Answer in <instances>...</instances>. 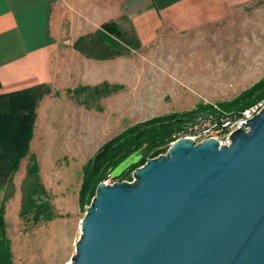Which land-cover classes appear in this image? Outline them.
Instances as JSON below:
<instances>
[{
  "label": "rangeland",
  "instance_id": "374dc122",
  "mask_svg": "<svg viewBox=\"0 0 264 264\" xmlns=\"http://www.w3.org/2000/svg\"><path fill=\"white\" fill-rule=\"evenodd\" d=\"M120 27L131 30L127 20ZM123 61L126 85L110 83L117 87L110 95L77 91L80 85L66 92L49 85L48 96H65L76 108L69 111L58 102L47 109L34 128L30 152L15 174L18 187L30 157L36 156L47 190L41 198L52 204L54 217L37 223L21 218L17 194L6 203L13 264H66L71 260L79 216L89 206L79 203L83 167L108 140L156 116L182 114L200 104H226L264 78V7L255 3L205 33L158 39L149 47L133 50ZM118 69L117 63L109 66L110 78ZM108 171L102 181H121L112 177L113 170ZM3 195L0 190V200Z\"/></svg>",
  "mask_w": 264,
  "mask_h": 264
},
{
  "label": "water",
  "instance_id": "95a60500",
  "mask_svg": "<svg viewBox=\"0 0 264 264\" xmlns=\"http://www.w3.org/2000/svg\"><path fill=\"white\" fill-rule=\"evenodd\" d=\"M229 137H180L133 181L100 182L66 264H264V108Z\"/></svg>",
  "mask_w": 264,
  "mask_h": 264
},
{
  "label": "crops",
  "instance_id": "0c3cea01",
  "mask_svg": "<svg viewBox=\"0 0 264 264\" xmlns=\"http://www.w3.org/2000/svg\"><path fill=\"white\" fill-rule=\"evenodd\" d=\"M255 3L264 7V0H0V94L43 83L63 92L104 82L125 86L126 55L108 60L87 57L75 48L79 37L105 22L120 25L127 20L141 50L164 37L210 31ZM116 63L118 74L110 78L109 66ZM64 97L44 96L35 126L52 104L61 102L75 110ZM20 186L21 182L15 191L19 199Z\"/></svg>",
  "mask_w": 264,
  "mask_h": 264
},
{
  "label": "trees",
  "instance_id": "16d2710c",
  "mask_svg": "<svg viewBox=\"0 0 264 264\" xmlns=\"http://www.w3.org/2000/svg\"><path fill=\"white\" fill-rule=\"evenodd\" d=\"M142 46L135 30H123L117 21L103 23L94 32L83 35L75 42V48L90 58L114 59L138 50ZM117 87L104 82L95 86H81L77 91H93L101 95L113 93ZM51 92L43 83L22 90L0 94V190L4 191L0 200V264H13L12 241L7 234L6 203L14 196V177L21 160L30 152L37 118V108L42 98ZM264 99V78L243 91L226 104L216 103L231 117H239L246 108ZM214 104H200L188 112L156 116L130 126L104 143L97 153L83 167V181L79 192L81 206L90 205L96 189L103 178L109 176L119 163L136 150L143 148L142 158L132 164L117 179L132 180L133 171L150 158L165 153L170 143L175 141L188 122H194L198 115H217ZM27 173L21 182L20 217L34 223L50 221L54 217L53 206L41 197L47 190L39 176V166L35 155L30 157Z\"/></svg>",
  "mask_w": 264,
  "mask_h": 264
},
{
  "label": "built area",
  "instance_id": "2783aa9c",
  "mask_svg": "<svg viewBox=\"0 0 264 264\" xmlns=\"http://www.w3.org/2000/svg\"><path fill=\"white\" fill-rule=\"evenodd\" d=\"M214 107L219 112L217 115L211 114L207 117L204 114H199L194 122L187 123L185 131L178 138L191 137L196 143L205 139L216 138L220 145H230L232 142L229 137L230 134L241 127L244 121L253 118L264 108V99L246 108L239 117H231L228 112L222 110L216 104H214ZM114 182L106 181L105 183L113 184Z\"/></svg>",
  "mask_w": 264,
  "mask_h": 264
}]
</instances>
